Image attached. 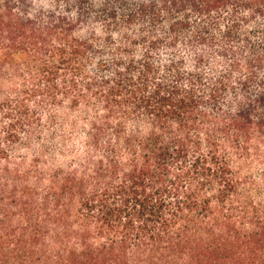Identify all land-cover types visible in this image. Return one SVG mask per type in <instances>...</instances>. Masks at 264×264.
Wrapping results in <instances>:
<instances>
[{
	"label": "trees",
	"instance_id": "1",
	"mask_svg": "<svg viewBox=\"0 0 264 264\" xmlns=\"http://www.w3.org/2000/svg\"><path fill=\"white\" fill-rule=\"evenodd\" d=\"M0 264H264V0H0Z\"/></svg>",
	"mask_w": 264,
	"mask_h": 264
}]
</instances>
